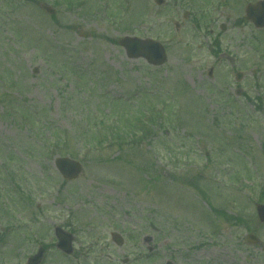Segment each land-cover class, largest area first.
<instances>
[{
  "label": "rangeland",
  "instance_id": "obj_1",
  "mask_svg": "<svg viewBox=\"0 0 264 264\" xmlns=\"http://www.w3.org/2000/svg\"><path fill=\"white\" fill-rule=\"evenodd\" d=\"M80 1L0 0V264H26L41 243L24 238L51 240L46 225L52 238L57 225L74 233L76 259L52 247L43 264H264L246 242L264 243V29L244 12L258 0ZM199 8L216 9L209 29L227 25V61L209 51V29H190ZM126 34L159 39L168 62L129 59ZM233 56L255 72L237 82ZM137 116L146 142L127 135ZM56 137L67 147L54 156ZM60 155L82 163L78 179L61 178Z\"/></svg>",
  "mask_w": 264,
  "mask_h": 264
},
{
  "label": "water",
  "instance_id": "obj_2",
  "mask_svg": "<svg viewBox=\"0 0 264 264\" xmlns=\"http://www.w3.org/2000/svg\"><path fill=\"white\" fill-rule=\"evenodd\" d=\"M158 2L160 1L158 0ZM43 7L47 12L54 13V9L52 7L46 5H43ZM247 13L249 19L251 18L258 26L264 25V1L259 2L257 5H249L247 8ZM120 43L126 47L125 49H127V53L130 57H138L142 55L145 56L150 63L157 65L162 64L166 60L165 51L162 45L159 42L156 43V41L151 39L142 40L135 37H126L125 39H122ZM56 164L65 178H75L82 170L79 162L68 157L57 159ZM257 213L259 221L261 220L264 222L263 204L257 205ZM58 235L61 239L60 246L64 249V251L69 252L70 249L68 246L72 238L70 236H66L64 233H58ZM114 238L117 243H121V238H119V236L115 235ZM247 238L252 242L258 241L257 237L252 234H249Z\"/></svg>",
  "mask_w": 264,
  "mask_h": 264
},
{
  "label": "flooded vegetation",
  "instance_id": "obj_3",
  "mask_svg": "<svg viewBox=\"0 0 264 264\" xmlns=\"http://www.w3.org/2000/svg\"><path fill=\"white\" fill-rule=\"evenodd\" d=\"M185 16H187L186 13H185ZM215 24H216L215 22L212 23L213 26ZM179 25L180 24H177L178 28L180 27ZM220 30L223 32V34L226 33L228 31L227 30V25L224 24V23H220V25L218 24L217 29H214V28L210 29L209 35L211 36V43H209V45H208L210 50H212V47H214V48L218 47L219 48L221 46L220 45L221 43H220V40H219V37H218V34H219ZM244 46L245 45H242V47H244ZM195 48L197 50L200 49V47L197 45V43L195 45ZM237 48H239V45H237ZM237 51H239V49H237ZM242 51H243V49H242ZM224 53H226V52L220 51V48H219V50H217V52H216V55L219 56V58H222V57L226 56V55H223ZM223 60L227 61L228 59L227 58L226 59L222 58L221 61H223ZM230 61L232 62L231 67L235 68V66L237 65L236 71H238V72L241 71V73L244 72L245 74L247 72H249L248 69L250 68V66H249L248 62L246 64H243L245 62V59H241L240 60V59H238V57H234L233 56L230 59ZM210 69L213 72L214 71V66L211 65ZM210 69H209V71H210ZM254 72H255V70L251 71V73H254ZM237 85H238V83H237ZM239 90H240V88H237L235 92L238 93ZM240 93H242V95H243V88L241 89ZM247 99H249V98L247 97ZM51 246H52V242L47 248H50Z\"/></svg>",
  "mask_w": 264,
  "mask_h": 264
},
{
  "label": "trees",
  "instance_id": "obj_4",
  "mask_svg": "<svg viewBox=\"0 0 264 264\" xmlns=\"http://www.w3.org/2000/svg\"><path fill=\"white\" fill-rule=\"evenodd\" d=\"M261 194L263 195V197H264V190L261 192Z\"/></svg>",
  "mask_w": 264,
  "mask_h": 264
}]
</instances>
